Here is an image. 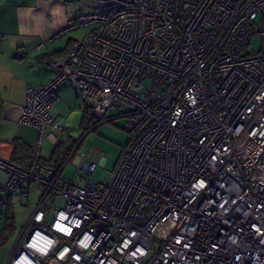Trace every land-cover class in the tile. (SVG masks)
I'll use <instances>...</instances> for the list:
<instances>
[{"label":"built area","instance_id":"built-area-1","mask_svg":"<svg viewBox=\"0 0 264 264\" xmlns=\"http://www.w3.org/2000/svg\"><path fill=\"white\" fill-rule=\"evenodd\" d=\"M94 1L61 29L91 26L55 77L26 85L30 159L0 158L4 189L39 193L6 264H264V0ZM63 80L98 122L124 119L107 184L86 156L83 187L61 178L77 146L41 162L44 136L65 133L49 115ZM49 194L65 201L52 215Z\"/></svg>","mask_w":264,"mask_h":264},{"label":"crops","instance_id":"crops-1","mask_svg":"<svg viewBox=\"0 0 264 264\" xmlns=\"http://www.w3.org/2000/svg\"><path fill=\"white\" fill-rule=\"evenodd\" d=\"M49 1L0 0V158L14 159L23 164L31 157L37 135L33 126L18 120L19 108L25 102L26 85L39 88L53 79L57 71L49 66V61L67 55L72 44L85 34L79 36L74 31L76 28L61 33L67 19L74 15H44ZM83 108L81 99L69 82L61 81L57 87V98L49 108L51 118L70 119L79 110L82 118ZM59 141L61 142H57ZM42 144L43 140L41 159L46 162L47 159L42 157ZM76 146L77 144L74 147ZM80 159V156L76 158L77 163ZM45 166L50 170L58 167L57 164ZM0 170L4 172V178L0 179V189H4L2 187L8 174L5 170ZM33 187L37 191L35 184H30L28 194L4 190L12 201L15 194L28 196ZM37 195L39 197L38 191ZM9 218L12 221L10 224L7 221L8 227L0 228V264L7 263L13 248L7 230L14 221L13 216Z\"/></svg>","mask_w":264,"mask_h":264},{"label":"rangeland","instance_id":"rangeland-1","mask_svg":"<svg viewBox=\"0 0 264 264\" xmlns=\"http://www.w3.org/2000/svg\"><path fill=\"white\" fill-rule=\"evenodd\" d=\"M96 10L97 4L94 0H50L44 15L70 14L75 16L95 12ZM90 28L91 26H81L74 31L80 36ZM256 43L257 39L255 37L253 44L256 45ZM112 114H114L113 111L108 112V115ZM82 119L81 110L77 114L75 113L70 119L66 117L61 118L65 125V133L60 136L58 135L60 138L58 140L69 145L77 144V149L73 157L64 166L61 178L72 180L76 186L83 187L85 180L79 176L80 173L77 170L76 158L78 156H86L89 160H94L98 164L90 176V180L107 184L112 179L116 164L124 148L131 140L130 135L123 128L124 119L116 118L103 122L90 121V124L87 121L82 124ZM55 143L56 141H51L47 136H44L42 144L43 158L50 160ZM3 173L0 170V179L4 178ZM37 199L39 200V197L34 187L28 196H17L15 194L12 197V201L8 199V192L0 189V228L8 227L7 223L9 222L10 224V221H12V218H9L10 216H13L14 221L13 224L11 223L12 228L10 225L7 230L8 236H10V245L15 243L16 237L30 217L34 205L37 203ZM64 203L63 198L49 194L42 206L48 211L49 215H52L56 209L63 207Z\"/></svg>","mask_w":264,"mask_h":264},{"label":"trees","instance_id":"trees-1","mask_svg":"<svg viewBox=\"0 0 264 264\" xmlns=\"http://www.w3.org/2000/svg\"><path fill=\"white\" fill-rule=\"evenodd\" d=\"M84 115L83 116V119L81 120V123H85L87 121L88 124H90V121H93V122H98L97 119H94L88 112V109L84 106L83 108V113ZM88 129V128H87ZM75 146V144H72V145H69V144H66L65 142L63 141H59V142H56L54 144V148L51 152V156H50V160H47L46 162L41 159V162L42 164H51V165H54V164H57L58 166H60L59 164L61 163L60 162V158H61V154L66 152V151H70L73 149V147Z\"/></svg>","mask_w":264,"mask_h":264}]
</instances>
